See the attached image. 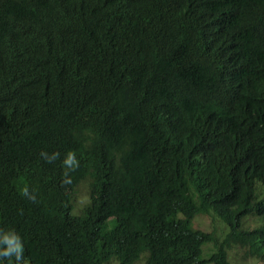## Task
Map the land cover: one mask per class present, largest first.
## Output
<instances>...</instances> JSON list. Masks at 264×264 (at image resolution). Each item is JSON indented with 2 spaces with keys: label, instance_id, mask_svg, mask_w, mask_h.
I'll use <instances>...</instances> for the list:
<instances>
[{
  "label": "trees",
  "instance_id": "16d2710c",
  "mask_svg": "<svg viewBox=\"0 0 264 264\" xmlns=\"http://www.w3.org/2000/svg\"><path fill=\"white\" fill-rule=\"evenodd\" d=\"M0 228L24 264L264 261V0H0Z\"/></svg>",
  "mask_w": 264,
  "mask_h": 264
},
{
  "label": "rangeland",
  "instance_id": "374dc122",
  "mask_svg": "<svg viewBox=\"0 0 264 264\" xmlns=\"http://www.w3.org/2000/svg\"><path fill=\"white\" fill-rule=\"evenodd\" d=\"M88 184L86 182L82 183L78 187V204L77 210L79 211L80 207L88 200L89 192H88ZM74 208V213H79ZM194 227L199 228L205 231H212L214 230L218 237L222 239L227 231L228 227L224 224V222L213 212L210 213H201L197 215L194 219ZM261 223L260 219L256 216H248L244 219V225L248 228H253ZM215 246L213 243H208L204 246V252L202 257L208 258L210 254L214 251ZM245 254V250L238 244L232 245V248L229 249V261L230 264H264V261H260L254 257H250L245 259L243 256ZM147 253H144L142 258L136 262V264H144V256ZM110 264H118L117 260L114 258L110 262ZM209 264V263H208Z\"/></svg>",
  "mask_w": 264,
  "mask_h": 264
},
{
  "label": "clouds",
  "instance_id": "9594fccd",
  "mask_svg": "<svg viewBox=\"0 0 264 264\" xmlns=\"http://www.w3.org/2000/svg\"><path fill=\"white\" fill-rule=\"evenodd\" d=\"M40 155L51 162L57 159L59 153L49 154L42 151ZM61 163L66 172L78 167L77 157L72 151L65 153ZM64 182L71 183V177L65 174ZM23 194L29 199H36L35 194L29 192L27 188L23 190ZM0 264H24V242L14 229L0 228Z\"/></svg>",
  "mask_w": 264,
  "mask_h": 264
}]
</instances>
